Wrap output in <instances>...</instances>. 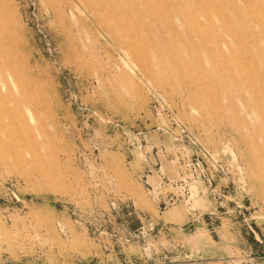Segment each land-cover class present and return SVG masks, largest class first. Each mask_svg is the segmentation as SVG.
I'll return each instance as SVG.
<instances>
[{
    "label": "rangeland",
    "instance_id": "rangeland-1",
    "mask_svg": "<svg viewBox=\"0 0 264 264\" xmlns=\"http://www.w3.org/2000/svg\"><path fill=\"white\" fill-rule=\"evenodd\" d=\"M0 264H264V0H0Z\"/></svg>",
    "mask_w": 264,
    "mask_h": 264
}]
</instances>
